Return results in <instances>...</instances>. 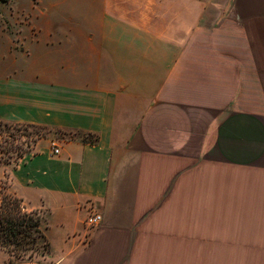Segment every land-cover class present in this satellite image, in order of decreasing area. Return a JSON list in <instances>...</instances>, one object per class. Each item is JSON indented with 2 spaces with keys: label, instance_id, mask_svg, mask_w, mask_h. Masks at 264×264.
I'll return each mask as SVG.
<instances>
[{
  "label": "crops",
  "instance_id": "obj_1",
  "mask_svg": "<svg viewBox=\"0 0 264 264\" xmlns=\"http://www.w3.org/2000/svg\"><path fill=\"white\" fill-rule=\"evenodd\" d=\"M214 1L81 0L14 32L0 121L68 135L4 164L52 264H264V0Z\"/></svg>",
  "mask_w": 264,
  "mask_h": 264
},
{
  "label": "rangeland",
  "instance_id": "obj_2",
  "mask_svg": "<svg viewBox=\"0 0 264 264\" xmlns=\"http://www.w3.org/2000/svg\"><path fill=\"white\" fill-rule=\"evenodd\" d=\"M79 1L81 0H9L7 2L0 0V70L3 69L4 65L11 63L14 51L25 49L22 42L20 43L14 34L16 30L26 29L29 26L50 25L54 17L58 19L57 24L59 25L62 13L67 9H71L74 4L77 6L80 3ZM214 2L217 5L220 4V0ZM214 7L217 8L215 5ZM30 131L38 132L44 136L51 133L56 138L68 136L60 130L45 127L29 128L25 132L27 135H24L22 131L13 129H9V132L0 131V159H2L0 161V183L7 187V192H10V189L8 187V172L4 167L5 160L8 159L14 162V159H18V151L32 146L36 139V133L33 134ZM69 135L74 136V134ZM49 252L34 253L32 259L28 255L14 257V264H31V262L36 261L52 264L54 259L50 257Z\"/></svg>",
  "mask_w": 264,
  "mask_h": 264
},
{
  "label": "trees",
  "instance_id": "obj_3",
  "mask_svg": "<svg viewBox=\"0 0 264 264\" xmlns=\"http://www.w3.org/2000/svg\"><path fill=\"white\" fill-rule=\"evenodd\" d=\"M1 1L7 2L9 0ZM29 128L36 129L43 127L31 123H8L0 121V131L9 132V129H13L22 131L24 135H27L25 132ZM30 133H36V139L33 144L38 138L44 136L35 131H30ZM70 134H74V136L69 135L71 137L80 136L83 140H86L87 137L91 141L96 139V136L90 133L80 135L74 132ZM31 147L32 146L22 148L18 151L17 158L19 159L22 157ZM17 160L14 159V161ZM0 161H2V159H0ZM11 161L12 160L8 159L5 160L6 163ZM6 189L7 187L0 183V247L10 254L7 264H14V257H24L28 255V257L32 259L34 253L49 252L50 242L45 234V225H43L44 217L42 213L37 209H28L22 198L11 192H7Z\"/></svg>",
  "mask_w": 264,
  "mask_h": 264
},
{
  "label": "built area",
  "instance_id": "obj_4",
  "mask_svg": "<svg viewBox=\"0 0 264 264\" xmlns=\"http://www.w3.org/2000/svg\"><path fill=\"white\" fill-rule=\"evenodd\" d=\"M59 147L56 144L52 145V153L57 154ZM102 221V215L93 206H90L88 215L84 220L85 227L90 233L95 227H97Z\"/></svg>",
  "mask_w": 264,
  "mask_h": 264
}]
</instances>
